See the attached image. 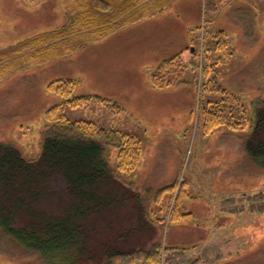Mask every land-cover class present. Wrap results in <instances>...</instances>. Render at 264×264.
<instances>
[{
	"label": "rangeland",
	"instance_id": "rangeland-1",
	"mask_svg": "<svg viewBox=\"0 0 264 264\" xmlns=\"http://www.w3.org/2000/svg\"><path fill=\"white\" fill-rule=\"evenodd\" d=\"M74 1L0 0V140L11 141L24 155L35 157L41 131L47 124L45 110L61 101L48 90V84L53 79L71 78L75 80L76 94L112 98L122 110L114 114L93 103L85 108L65 105L62 113L70 120L91 119L137 135L143 160L133 185L108 180L102 185L107 192L105 201L101 197L85 201L88 209L84 206L83 214L79 201L72 202L71 195L60 190L63 182L55 180V189L59 190H55L53 200L44 198L37 207L53 210L55 216L71 213L64 219L74 221L75 239L70 246L74 247L47 259L42 253L22 250L5 238L0 244V264H105L113 252L154 247H159L161 264H264V170L245 150L253 105L264 100V0H226L211 20L214 29L225 31V39L233 50L226 63L227 71L222 70L221 86L246 100L244 107L242 100L231 101L240 102L247 126L241 131L231 130L236 136L215 133L209 137L201 134L199 82L171 85L170 92L159 94L149 92L145 86L151 82L154 66L163 55L158 53L162 51L159 38H172L175 43L171 49L175 50L184 42L185 22L189 29H195L206 21L202 19V0L169 1L165 8L170 9L162 17L172 10L182 14L181 22L168 16L126 25L109 35L111 39L90 42L81 50L56 57L52 55L51 36L39 42H35L36 37L65 24ZM147 10L148 14L154 13L151 6ZM202 33L201 30L197 47L201 57ZM32 38V42L14 47L11 52L5 50ZM217 54L212 53V58ZM194 72L189 69L181 78L198 81L199 75H195L200 72ZM174 76L172 80H176ZM239 109L227 116L234 113L241 117ZM214 149L219 150L213 152ZM234 149L246 156L237 157ZM116 154L117 151L111 154L112 161ZM236 157L248 158L251 165L231 167ZM229 158L232 161L226 162ZM240 173L242 180H235ZM124 177L133 181V175ZM173 181L203 186L204 196L200 198L206 201L189 203L194 215L183 216L178 222L171 221L169 215L179 186L162 196L161 204L153 201L156 191ZM191 191L202 195L196 187ZM244 192L249 196L245 202L235 200L242 198ZM188 196L187 192L184 202ZM220 196L226 200L208 214L206 203H219ZM222 206L225 214L216 215ZM233 208L236 215H226ZM31 220L19 216V223L28 224Z\"/></svg>",
	"mask_w": 264,
	"mask_h": 264
},
{
	"label": "trees",
	"instance_id": "trees-1",
	"mask_svg": "<svg viewBox=\"0 0 264 264\" xmlns=\"http://www.w3.org/2000/svg\"><path fill=\"white\" fill-rule=\"evenodd\" d=\"M150 1L75 0L70 11L72 13H68L67 22L55 30L37 36L35 42H39L45 36H51L53 42L51 49L54 51L52 55L59 57L76 52L90 42L111 35L123 26L142 19L149 13L147 10L149 6L154 9L153 11L162 12L170 5V0H153L149 4ZM225 1L202 0V19L205 18L206 21L195 29H189L188 45L184 49H170L162 53L150 78V83L158 89L189 83L196 85L199 82L198 99L201 101L203 116L201 134L207 137L223 129L241 131L247 126V120L241 116L243 110L239 109L241 100L244 107L245 99L240 95L235 97L236 92L221 86L222 74L223 71H227L226 63L233 50H230L231 45L225 39V31L214 29L211 20L218 15ZM201 30L204 39L202 57L197 52ZM34 39H26L15 46L10 45L5 50L11 52L14 47L22 46ZM214 52L219 55H214L213 59L211 54ZM189 69L194 70V73L200 72L195 75H199L198 81L181 78ZM172 75H175L176 80H172ZM48 90L59 96L61 101L45 110L47 124L41 131L37 155L29 158L13 142L0 140V244L7 238L22 250L40 252L47 259H54L56 254L73 245L72 241L75 239L74 221H71L72 218L64 219V216L67 217L71 213L55 216L53 210L37 207L44 198L53 200L55 190H59L55 189V180L63 182L60 190L68 192L72 202L79 201L83 214L84 206L88 209L85 201H97L99 197L101 201L102 199L105 201L104 196L107 192L102 190V185L108 180L133 185L143 159L142 143L137 135L118 131L91 119L70 120L61 111L65 105L85 108L98 103L110 109L112 113L118 114L122 107L116 100L94 93L76 94L75 80L71 78L53 79L48 84ZM232 99L240 102L233 103ZM253 107L254 117L250 122L245 150L264 170V100L255 101ZM235 109H239L238 114L240 113L241 117L234 116V113L228 117L227 113L233 110L235 112ZM112 149L117 151L113 161ZM126 174L133 175L132 182L125 180ZM186 185V181L179 184L178 181H173L160 187L153 199L161 204L162 196L171 194L177 186L180 187L174 204L171 201L169 217L173 222L181 221L183 216H188L183 212L186 209L184 202L187 196ZM95 196L97 198L94 199ZM21 215L32 220L28 224L19 223ZM79 227L76 230L81 228ZM159 255V247L116 251L109 256L105 264H161Z\"/></svg>",
	"mask_w": 264,
	"mask_h": 264
},
{
	"label": "crops",
	"instance_id": "crops-1",
	"mask_svg": "<svg viewBox=\"0 0 264 264\" xmlns=\"http://www.w3.org/2000/svg\"><path fill=\"white\" fill-rule=\"evenodd\" d=\"M170 8H165L164 9V11H162V12H160V11H157V12H155L154 11V13L153 14H147V15H145L142 19H140V20H138V21H136V22H134V23H131V24H139V23H142V22H145V21H147V20H151V19H154V18H166V17H168V16H172V17H174L175 18V20H177L178 22H181L182 20H183V17H182V14L181 13H176V12H174V11H170L169 12V14L168 15H165V17H162L164 14H166V12L169 10ZM188 32H189V27H188V25H187V22H185L184 23V28H183V30H182V33H183V36L182 37H184V42H182V44H181V46L179 47V48H174L175 50H177V49H184L186 46H187V43H188ZM109 36V35H108ZM108 36H106V37H104V38H101V39H99V40H101V41H103V40H106V39H111V37H108ZM160 39V44L158 45V47L162 50V51H160V50H158V53L160 52V53H163V51H169L172 47H173V45H174V43H175V41L174 40H172V38L171 39H167V38H159ZM99 40H97V41H99ZM94 42V41H93ZM159 60V59H158ZM145 86H146V88H147V90L149 91V92H151V93H154V94H159L160 92H170V90H171V88H163V89H158V88H155L154 86H152L151 85V83H149V82H147V83H145ZM184 88H186V87H184ZM177 89V88H176ZM172 90H174V89H172ZM216 134H220V135H224V136H230V135H234V136H236V133L235 132H233V131H231V130H227V129H223V130H221V131H219V132H217ZM215 134V135H216ZM219 135V136H220ZM223 136V137H224ZM249 136V131L248 132H246V134H245V138L247 139V137ZM217 150H219V149H214L213 150V152H215V151H217ZM235 150V152H237V157H239V156H246V153L244 152V155L243 154H240V150L239 149H234ZM235 155V156H236ZM236 157V159H234V161H233V163H232V165H231V167H236V166H241V165H251V161L248 159V158H246V159H243V160H241V159H239V158H237ZM232 159L233 158H229V160H227L226 162H231L232 161ZM241 172V171H240ZM241 177V178H240ZM236 179H238L239 181H241L242 180V175H241V173L239 174V177H237V178H235V180ZM169 184V183H168ZM194 184V186L192 185V183L191 184H189V185H187L186 187V190H187V192H188V194H189V196H188V198H187V200H186V202H185V208L186 209H184V213H186V214H190V215H194V213H193V211L191 210V209H189L188 208V204L189 203H191V202H194L195 200H199L200 202H206L205 201V199H204V197L203 198H200V197H202V196H204V193H203V191H204V189H203V186H200V185H196L195 183H193ZM164 185H166V184H164ZM164 185H162V186H164ZM238 185V184H237ZM245 186H246V184H244ZM161 186V187H162ZM198 188L200 191H202V195L200 196V194L199 195H196L195 193H192V188ZM230 187V186H229ZM239 189L240 188H243L242 186L241 187H238ZM223 192H224V190H223ZM218 193H215V195H217ZM242 195V198H239V199H235V200H241V201H246L247 200V198H249V196H248V194H247V192H244L243 194H241ZM223 197H226V196H223ZM247 197V198H246ZM220 198H221V201H219V203H215L214 205H211L210 203H206V206H207V208H208V214L211 212V213H213V212H215V207H217L218 205H221V204H223L222 202L223 201H225L224 199H222V197L220 196ZM228 198H231V197H228ZM223 200V201H222ZM245 205V207H246V209H248V206H247V204L245 203L244 204ZM245 209V210H246ZM249 210V209H248ZM236 210L233 208L231 211L230 210H228V213L226 214V215H229V213H231V214H234V215H236V212H235ZM224 212H226V210H225V207L224 206H222V208H220V209H218L217 210V213H216V215H221V214H225Z\"/></svg>",
	"mask_w": 264,
	"mask_h": 264
},
{
	"label": "bare ground",
	"instance_id": "bare-ground-1",
	"mask_svg": "<svg viewBox=\"0 0 264 264\" xmlns=\"http://www.w3.org/2000/svg\"><path fill=\"white\" fill-rule=\"evenodd\" d=\"M188 37V36H187Z\"/></svg>",
	"mask_w": 264,
	"mask_h": 264
}]
</instances>
